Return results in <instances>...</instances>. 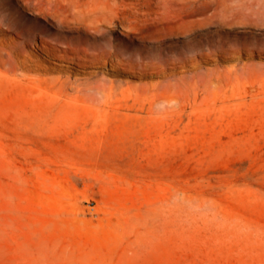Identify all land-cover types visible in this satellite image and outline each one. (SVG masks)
Wrapping results in <instances>:
<instances>
[{
  "label": "rangeland",
  "instance_id": "rangeland-1",
  "mask_svg": "<svg viewBox=\"0 0 264 264\" xmlns=\"http://www.w3.org/2000/svg\"><path fill=\"white\" fill-rule=\"evenodd\" d=\"M176 1L0 0V264H264V0Z\"/></svg>",
  "mask_w": 264,
  "mask_h": 264
},
{
  "label": "bare ground",
  "instance_id": "bare-ground-1",
  "mask_svg": "<svg viewBox=\"0 0 264 264\" xmlns=\"http://www.w3.org/2000/svg\"><path fill=\"white\" fill-rule=\"evenodd\" d=\"M46 3L50 15L80 32H85V27L93 28V24L113 22L120 11H134L144 19L166 21V5L172 10L176 6L181 8L176 0H46ZM156 6L159 8L155 9Z\"/></svg>",
  "mask_w": 264,
  "mask_h": 264
}]
</instances>
